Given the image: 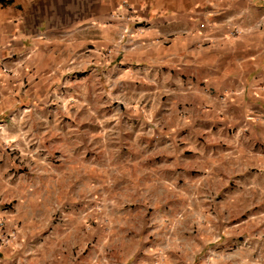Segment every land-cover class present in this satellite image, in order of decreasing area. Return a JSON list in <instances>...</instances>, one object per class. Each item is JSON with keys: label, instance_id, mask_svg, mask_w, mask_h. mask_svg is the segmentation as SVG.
Listing matches in <instances>:
<instances>
[{"label": "crops", "instance_id": "crops-1", "mask_svg": "<svg viewBox=\"0 0 264 264\" xmlns=\"http://www.w3.org/2000/svg\"><path fill=\"white\" fill-rule=\"evenodd\" d=\"M65 108L122 142L115 203L182 190L190 264H264V0H0V264L37 263Z\"/></svg>", "mask_w": 264, "mask_h": 264}, {"label": "rangeland", "instance_id": "rangeland-1", "mask_svg": "<svg viewBox=\"0 0 264 264\" xmlns=\"http://www.w3.org/2000/svg\"><path fill=\"white\" fill-rule=\"evenodd\" d=\"M72 110H64V137L57 150L63 154L58 160V183L33 190L36 198L41 194L46 199L47 219L41 225L39 219L24 224L42 231L29 252L35 264H190L187 248L194 244V237L197 241L205 223L199 217L189 218L182 190L176 188L175 196H170V188L158 184V178L154 189L163 188L156 198L149 187L147 202L119 203L136 196L127 191L134 184L126 178H134L135 172L121 171L125 163L122 142L89 139L87 129L77 132ZM148 175L145 180L156 179ZM12 238L13 233L1 232L0 249Z\"/></svg>", "mask_w": 264, "mask_h": 264}, {"label": "built area", "instance_id": "built-area-1", "mask_svg": "<svg viewBox=\"0 0 264 264\" xmlns=\"http://www.w3.org/2000/svg\"><path fill=\"white\" fill-rule=\"evenodd\" d=\"M126 34H127V28H126V27H123V28L121 29V34H120V36H121V37H124V35H126ZM1 70H2L3 72L8 71V69H6V68H1Z\"/></svg>", "mask_w": 264, "mask_h": 264}]
</instances>
